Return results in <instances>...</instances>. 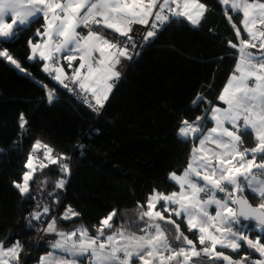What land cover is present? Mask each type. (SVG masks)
Wrapping results in <instances>:
<instances>
[{"label":"snow or ice","instance_id":"6c2138e0","mask_svg":"<svg viewBox=\"0 0 264 264\" xmlns=\"http://www.w3.org/2000/svg\"><path fill=\"white\" fill-rule=\"evenodd\" d=\"M220 3L225 6L230 22V11L243 10V28L250 39H240L239 45L231 40L228 42L232 48L239 47L240 63L235 69L239 75L230 77L219 96L227 108L210 109L214 126L207 128L205 121L209 117L201 115L194 122L182 119L177 128L182 142L189 138L194 142L199 140V147L194 145L184 172L169 173V180L179 186V192L164 194L154 189L146 206L138 202V211L128 216L127 223L120 228L114 225L119 210L113 209L100 221L94 236L85 227L71 232L61 230L60 220L80 215L71 206L62 216L46 219L52 208L47 203L42 208L37 204V210L26 218L28 227H35L33 221L36 225L46 224L45 234L57 237L47 241L52 251L41 256L38 264H83L84 259L89 264H136L137 260L141 264H206L202 256L212 264L221 260L224 264H264V259L253 260L248 253L236 260L217 251L219 246L239 253L243 247L241 242H244L264 257V43L251 42L264 39V2L220 0ZM205 11L206 6L200 0H134L132 3L127 0H0V60L26 73L4 45L16 42L42 15L44 31L38 29L36 35L47 37V40L34 43L29 39V60H35L38 55L45 61L43 71L70 92L75 93V88L65 81L77 85L85 93L83 102L99 114L113 91L109 81L121 77L116 70L121 58L134 61L142 49L154 43L173 22L187 20L193 27L198 26ZM133 24L150 26L143 34V44L132 35ZM258 24L261 27H257ZM100 26L111 29L123 39H109L97 30ZM82 27L88 30L86 35L79 31ZM232 27L240 38V29L235 24ZM248 48H257L259 54L246 51ZM97 52L99 56L95 55ZM77 58L80 64L74 68L72 61ZM61 59L67 60L72 68L71 77L59 66ZM85 68L87 71H82ZM43 87L47 89L49 104L53 103L55 90L48 85ZM204 99L198 93L192 101L193 107H198ZM18 120L21 131L27 133L29 122L25 114L21 113ZM249 133L255 137V147L244 148L243 138ZM209 143L220 151L208 148ZM69 159L63 154L54 155L50 146L37 139L25 163L28 171L23 174L22 181H13V187L22 197L33 199L31 184L35 183L37 167L42 172L49 165H57L62 176L56 181L55 189H63L67 183L64 177L71 175V165L65 162ZM258 160L261 162L257 163ZM258 175L261 178H257ZM248 192L259 199L257 206L249 202ZM218 193L225 195L218 197ZM47 195L60 203L55 191ZM212 206H215L214 215L209 211ZM179 221H185L190 232L199 233L201 248L197 249L193 240L183 233ZM133 229H139L142 234ZM36 230L41 231L39 227ZM254 232L259 235L252 239ZM172 239L178 242V249L172 246ZM5 243L0 241V264H21L23 245L18 240L10 247H5Z\"/></svg>","mask_w":264,"mask_h":264},{"label":"trees","instance_id":"16d2710c","mask_svg":"<svg viewBox=\"0 0 264 264\" xmlns=\"http://www.w3.org/2000/svg\"><path fill=\"white\" fill-rule=\"evenodd\" d=\"M200 2L206 11L199 25L193 27L186 20L168 25L131 62L99 114L56 84L43 71L41 61L28 59L29 39L37 42V30L43 31L41 18L16 42L4 45L28 73H20L0 60V241H6L5 247L17 240L23 245L21 264H37L51 248L34 246L40 225L33 221L35 227L29 228L26 218L37 210V204L42 208L47 203L57 217L71 206L80 215L60 220L61 230L85 227L94 236L100 221L113 209L119 210L114 225L120 228L138 211V202L146 206L154 189L164 194L178 191L168 174L183 172L196 141L189 138L182 142L177 128L182 119L194 122L220 104L218 96L236 62L235 50L228 43L237 40L232 24L244 35L239 13L230 11V22L219 0ZM43 85L55 90L56 100L51 104ZM198 93L205 99L194 108L192 101ZM21 113L29 122L27 133L19 128ZM205 123L207 128L212 124L209 118ZM37 139L50 146L54 155L70 158L65 162L71 165V175L64 177L67 183L63 189H55L62 176L57 165L36 171L35 183L31 184L34 198L28 199L13 187V181H22ZM243 140L247 148L255 146L251 133ZM51 191L58 195L59 204L47 195ZM247 197L253 207L260 203L250 192ZM179 223L199 247L198 233L190 232L185 221ZM168 227L175 232L173 226ZM257 235L254 232L251 238ZM170 242L178 247L175 239ZM241 243L239 253L220 249L236 260L246 253L253 260L260 258ZM201 259L212 264L207 257Z\"/></svg>","mask_w":264,"mask_h":264},{"label":"crops","instance_id":"0c3cea01","mask_svg":"<svg viewBox=\"0 0 264 264\" xmlns=\"http://www.w3.org/2000/svg\"><path fill=\"white\" fill-rule=\"evenodd\" d=\"M127 2H129V3H132V2H134V0H127ZM136 2H139V0H136ZM219 2H220V0H219ZM237 2H241V3H243L244 2V0H237ZM253 2H255V3H260V2H264V1H259V0H253ZM221 5H222V7H223V10L225 9V6L221 3ZM225 11V10H224ZM251 11H253V10H250V12ZM234 12V11H233ZM237 13V12H236ZM239 14L241 15V26H242V32H243V34L244 35H241V37L240 38H237V40H236V42H235V44H237V45H239V43H240V39H244V40H249V36H248V34H247V32L244 30V28H243V20H244V17H243V10L241 9V11L239 12ZM40 18L43 20V26H44V24H45V21H44V18H43V16L41 15L40 16ZM187 21V20H186ZM257 27H260V25L258 24L257 25ZM43 31H44V27H43ZM42 31V32H43ZM79 31L81 32V33H83V34H87V29L86 28H80L79 29ZM98 31L99 32H101V33H103V34H110V36L111 35H113V36H115L116 38H122V37H120L119 36V34L118 33H115V32H113L111 29H106V28H103L102 26H100V27H98ZM108 37V36H107ZM38 38H39V40L37 41V42H34V43H39L42 39H44V40H47V37H41V36H38ZM234 50H235V53H236V62H235V65H234V67H233V71H232V73H231V75L227 78V80L225 81V83H224V86H223V88H222V91L220 92V94H219V96L223 93V90H224V88L228 85V83H229V80H230V77L233 75V74H236V75H239V73H235V69H236V66H237V64H239L240 63V51H239V47H237V48H233ZM45 51H46V49H45ZM246 51H248V52H252V53H256V54H259V51H258V49H252V48H248V49H246ZM31 55V48L29 47V56ZM95 55L96 56H99V53L97 52V53H95ZM29 56H28V59H29ZM35 60H39V61H41L42 62V69H43V64L45 63V61H42V60H40L39 59V56L37 55V58L35 59ZM35 60H30V61H35ZM49 63H51V61H49ZM58 64H59V66L60 67H62L64 70H65V73L69 76V77H71L72 76V68H69V66H68V61L67 60H63V59H61V60H59L58 61ZM79 64H80V60H79V58H77L76 60H74V61H72V65H73V67L75 68V67H79ZM82 71H84V72H86L87 70H86V68L84 69V70H82ZM54 80V79H53ZM55 81V83L56 84H58V85H60L61 87H63V85H61L60 83H58L56 80H54ZM65 83H68L69 85H70V87H77L78 89H79V87L77 86V85H73V84H71V81L69 80V81H65ZM109 83H111V81H109ZM63 88H65V87H63ZM80 91H82L81 89H79ZM113 91H114V86H113ZM113 91H112V93H113ZM83 92V91H82ZM112 93L110 94V96H109V98L111 97V95H112ZM219 96H218V101H219V105H216V106H214V107H219V108H221V109H224V108H227V105L225 104V103H223L222 101H220L219 100ZM107 102V101H106ZM105 102V103H106ZM93 103H94V100H93ZM210 115H211V113L209 112V115H208V117H209V119H210ZM211 120V119H210ZM212 122V124H211V126L209 127V129L210 128H212L213 126H214V122L213 121H211ZM242 123V122H241ZM226 126H228V125H226ZM229 128H230V126H228ZM231 130V129H230ZM252 136H253V138H254V140H255V137H254V135L252 134ZM227 139V138H226ZM244 144V143H243ZM245 145V144H244ZM195 146L196 147H199V140H196V142H195ZM207 147L208 148H212V149H215L216 151H220V149H218V148H216V146L215 145H213V144H207ZM246 148H247V146H245ZM255 147V146H254ZM249 158H251V157H249ZM259 162H261V161H257V163H259ZM188 165V164H187ZM187 167V166H186ZM186 167H185V169H186ZM184 169V170H185ZM184 170H183V172H184ZM28 171V170H27ZM182 172V173H183ZM182 173H180V174H182ZM168 177H169V174H168ZM257 178H261L260 176H257ZM178 186V185H177ZM177 192H179V186H178V191ZM251 193V192H250ZM252 194V193H251ZM218 195V197H223L224 195H225V193H218L217 194ZM253 195V194H252ZM209 211H210V213L211 214H215V206H212V207H210L209 208ZM187 224V223H186ZM71 232V231H70ZM198 233V232H197ZM198 236H199V233H198ZM244 243V242H243ZM198 244H199V241H198ZM246 246H247V244L246 243H244ZM199 247H201V245L199 244ZM199 247H197V248H199ZM51 249V251H52V248H50ZM50 251V252H51ZM217 251H221V252H223L220 248H219V246L217 247ZM49 253V252H48ZM258 253V252H257ZM258 255H259V253H258ZM259 257H260V255H259ZM193 259H195V258H193ZM259 259H261V257L259 258ZM39 260H40V258H39ZM39 260H38V262H39ZM85 261H87L88 263H89V261L87 260V259H84ZM38 262H37V264H38ZM85 262L83 261V264H84ZM138 263V260L136 261V264Z\"/></svg>","mask_w":264,"mask_h":264},{"label":"built area","instance_id":"2783aa9c","mask_svg":"<svg viewBox=\"0 0 264 264\" xmlns=\"http://www.w3.org/2000/svg\"><path fill=\"white\" fill-rule=\"evenodd\" d=\"M151 19V18H150ZM131 27L134 29V32L132 33V35H135L137 38V42L139 44H143V34L146 33V31L150 30V26H145V25H140V24H133L131 25ZM261 27V26H260ZM109 39H115L117 41L123 39V38H116L115 36H108ZM250 39V38H249ZM254 44H260V43H264V39H256V40H252L251 41ZM149 45L145 46L141 52H143L144 50H146L148 48ZM252 49H257V48H252ZM139 50V49H138ZM131 64L130 61H128L127 59L121 58V63L116 65V70L119 71L121 73V77L119 78V80H113L111 81V83L113 84L114 87H116L120 81V79L122 78L125 69L127 68L126 66ZM75 88V93H73V96L80 100L83 104L87 105L86 103L83 102L85 93L80 91L77 87ZM96 113V112H95ZM244 148L245 145L243 144ZM38 155H40L38 153ZM42 158V157H41ZM37 171H40L39 167H37ZM259 176V175H258ZM55 212L51 213L49 217H47L46 219H50L51 216H54ZM46 227L45 225H40L39 228L41 229V231H37V237H36V241L34 243L35 247H51L47 241H54L55 239H57V237H55L54 235H47L45 234V232L43 231V228Z\"/></svg>","mask_w":264,"mask_h":264},{"label":"rangeland","instance_id":"374dc122","mask_svg":"<svg viewBox=\"0 0 264 264\" xmlns=\"http://www.w3.org/2000/svg\"><path fill=\"white\" fill-rule=\"evenodd\" d=\"M225 12V11H224ZM233 12V11H232ZM233 13H236V12H233ZM227 17H228V15H227ZM11 65V64H10ZM13 68H15V66L14 65H11ZM16 69V68H15ZM17 71H19L18 69H16ZM20 72V71H19ZM20 73H23V74H26L25 72H20ZM256 227V225H253V228H255ZM172 244V246L174 247V248H177L178 249V247H176L175 246V244L174 243H171ZM185 247H187V246H185ZM202 247V246H201ZM201 247H199V248H201ZM199 248H197V249H199ZM220 248V247H219ZM50 251H51V249H50ZM49 251V252H50ZM218 252H221V251H218ZM203 257V256H202ZM195 258V257H194ZM261 259H264V257H261ZM137 264H141V262L138 260V263ZM224 264V263H223Z\"/></svg>","mask_w":264,"mask_h":264},{"label":"bare ground","instance_id":"6f19581e","mask_svg":"<svg viewBox=\"0 0 264 264\" xmlns=\"http://www.w3.org/2000/svg\"><path fill=\"white\" fill-rule=\"evenodd\" d=\"M128 68H129V67H127V68L125 69L124 74L126 73V71H127ZM124 74H123V76H124ZM123 76H122V77H123ZM68 163H69V162H68ZM69 164H70V163H69Z\"/></svg>","mask_w":264,"mask_h":264},{"label":"water","instance_id":"95a60500","mask_svg":"<svg viewBox=\"0 0 264 264\" xmlns=\"http://www.w3.org/2000/svg\"><path fill=\"white\" fill-rule=\"evenodd\" d=\"M252 225H255V222L254 221L252 222Z\"/></svg>","mask_w":264,"mask_h":264},{"label":"clouds","instance_id":"9594fccd","mask_svg":"<svg viewBox=\"0 0 264 264\" xmlns=\"http://www.w3.org/2000/svg\"><path fill=\"white\" fill-rule=\"evenodd\" d=\"M115 88V87H114ZM100 112H101V110H100Z\"/></svg>","mask_w":264,"mask_h":264}]
</instances>
